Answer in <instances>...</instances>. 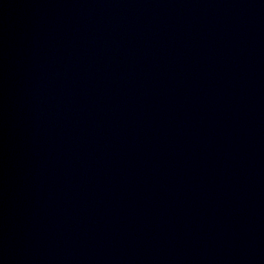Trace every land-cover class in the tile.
Returning <instances> with one entry per match:
<instances>
[{"label":"water","instance_id":"1","mask_svg":"<svg viewBox=\"0 0 264 264\" xmlns=\"http://www.w3.org/2000/svg\"><path fill=\"white\" fill-rule=\"evenodd\" d=\"M0 264H264V0H0Z\"/></svg>","mask_w":264,"mask_h":264}]
</instances>
